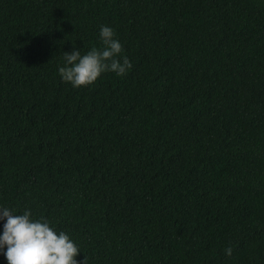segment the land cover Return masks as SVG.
<instances>
[{"label":"trees","instance_id":"16d2710c","mask_svg":"<svg viewBox=\"0 0 264 264\" xmlns=\"http://www.w3.org/2000/svg\"><path fill=\"white\" fill-rule=\"evenodd\" d=\"M102 26L133 67L64 82ZM0 206L81 264H264V0H0Z\"/></svg>","mask_w":264,"mask_h":264},{"label":"clouds","instance_id":"9594fccd","mask_svg":"<svg viewBox=\"0 0 264 264\" xmlns=\"http://www.w3.org/2000/svg\"><path fill=\"white\" fill-rule=\"evenodd\" d=\"M100 38L102 48L93 47L83 55L80 50L64 52L65 65L58 69L64 82L75 88L88 87L107 72L124 76L133 67L130 59L122 56L124 47L111 27L102 26ZM5 219L0 252L8 264H81L76 258L81 251L79 245L64 231L57 232L46 218L34 220L31 209L15 215L13 210L0 206V220ZM232 253L231 246L225 248L227 256ZM83 264H87L86 257Z\"/></svg>","mask_w":264,"mask_h":264}]
</instances>
